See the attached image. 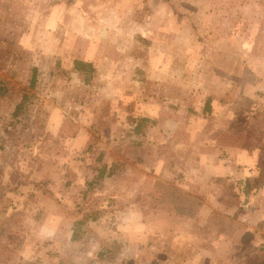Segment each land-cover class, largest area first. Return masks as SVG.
<instances>
[{"label":"rangeland","instance_id":"374dc122","mask_svg":"<svg viewBox=\"0 0 264 264\" xmlns=\"http://www.w3.org/2000/svg\"><path fill=\"white\" fill-rule=\"evenodd\" d=\"M0 264H264V0H0Z\"/></svg>","mask_w":264,"mask_h":264},{"label":"trees","instance_id":"16d2710c","mask_svg":"<svg viewBox=\"0 0 264 264\" xmlns=\"http://www.w3.org/2000/svg\"><path fill=\"white\" fill-rule=\"evenodd\" d=\"M76 65H77V69H81V70H82V68L85 67V65L82 64V63H80V62H76ZM79 66H80V67H79ZM32 81H33V79H32Z\"/></svg>","mask_w":264,"mask_h":264}]
</instances>
